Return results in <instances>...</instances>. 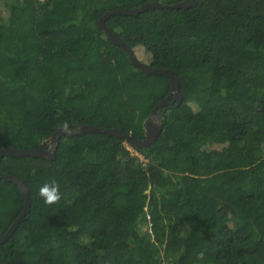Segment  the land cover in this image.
Instances as JSON below:
<instances>
[{
	"label": "trees",
	"instance_id": "trees-1",
	"mask_svg": "<svg viewBox=\"0 0 264 264\" xmlns=\"http://www.w3.org/2000/svg\"><path fill=\"white\" fill-rule=\"evenodd\" d=\"M149 1L2 0L0 148L79 123L143 138L170 80L133 65L97 20ZM105 24L137 58L142 46L145 63L170 68L182 99L157 109L162 128L143 146L66 132L52 159L0 157L29 191L0 264H264V0H194ZM51 179L62 198L46 205L38 189ZM23 202L0 176V235Z\"/></svg>",
	"mask_w": 264,
	"mask_h": 264
},
{
	"label": "water",
	"instance_id": "water-1",
	"mask_svg": "<svg viewBox=\"0 0 264 264\" xmlns=\"http://www.w3.org/2000/svg\"><path fill=\"white\" fill-rule=\"evenodd\" d=\"M194 0H180L178 2L168 4L163 3L158 0H153L149 2H145L139 6L136 7H118L115 9H109L106 10L97 20V26L105 31L107 33V36L109 40L112 43L118 44L122 46L126 51L128 52L130 61L133 65L139 66L142 68L146 73H157V74H163L167 76L170 80V89L169 93L163 97L152 109L151 114L148 116L147 120L145 121V136L143 138L137 139L132 137L129 133L123 132L122 130L115 128V127H103L100 125H93V124H86V123H79L77 124V129L71 128L70 125H68L67 131H61V129L64 126H59L56 128L50 136H48L43 142H41L36 147H23V148H17V147H8L4 146L0 148V157L4 155H30V156H41V157H48V158H54L55 157V151L57 148L58 140L60 136L66 132H83V131H96V132H104L107 134H112L115 136H120L125 138V140L135 144L136 146H143L148 143H150L160 132L162 128V122L161 119L158 117L157 109L159 107H162L168 102V99L175 100L178 104L182 99V94L179 91V79L177 75L170 69V68H159L151 66L148 63H145L141 60H139L136 55L133 52L132 47L126 43L124 40H122L113 30H111L106 24L105 20L109 15L112 14H132L135 15L143 10H147L154 7H189ZM155 119V120H153ZM51 141V145L48 146V143ZM0 176L4 177L15 184H17L19 190L21 191L23 195V209L19 213V215L15 218V220L11 223L9 228L0 235V242L4 241L9 237V235L12 233V231L15 229L17 224L20 220H22L25 216V213L29 210V191L25 183L21 178L18 176L4 172L0 170Z\"/></svg>",
	"mask_w": 264,
	"mask_h": 264
},
{
	"label": "clouds",
	"instance_id": "clouds-1",
	"mask_svg": "<svg viewBox=\"0 0 264 264\" xmlns=\"http://www.w3.org/2000/svg\"><path fill=\"white\" fill-rule=\"evenodd\" d=\"M68 125L65 124L61 131H67ZM38 195L46 205H53L59 203L62 198L60 192V184L55 179L44 182L38 189ZM204 253L198 254V259H203Z\"/></svg>",
	"mask_w": 264,
	"mask_h": 264
},
{
	"label": "rangeland",
	"instance_id": "rangeland-1",
	"mask_svg": "<svg viewBox=\"0 0 264 264\" xmlns=\"http://www.w3.org/2000/svg\"><path fill=\"white\" fill-rule=\"evenodd\" d=\"M1 1H2V0H0V2H1ZM0 9H2V8L0 7ZM135 22H136V20H135L132 24L134 25ZM132 24H131V25H132ZM139 24L141 25V28L139 29L138 33H139L140 31H142V24H141L140 21H139ZM133 25H132V26H133ZM130 31H132V30H130ZM135 52H136L138 58L141 59L143 62H147V61H148L149 53H146V52L144 51V48H143L142 46H138V47H136ZM153 120H155V119H153ZM50 145H51V141L48 143V146H50ZM238 223H239V219H237V218H236V219H230V220L228 221V223L225 225V227H224V229H223V232H224V231L227 232L226 234L231 233V231L234 229V227H235L236 225H238Z\"/></svg>",
	"mask_w": 264,
	"mask_h": 264
}]
</instances>
